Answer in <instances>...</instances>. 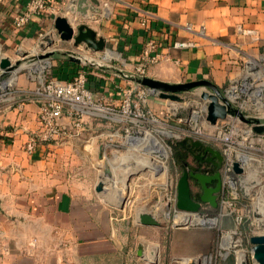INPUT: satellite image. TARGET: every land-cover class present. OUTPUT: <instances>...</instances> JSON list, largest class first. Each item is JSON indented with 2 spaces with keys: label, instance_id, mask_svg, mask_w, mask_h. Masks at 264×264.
<instances>
[{
  "label": "crops",
  "instance_id": "1",
  "mask_svg": "<svg viewBox=\"0 0 264 264\" xmlns=\"http://www.w3.org/2000/svg\"><path fill=\"white\" fill-rule=\"evenodd\" d=\"M28 2L0 0V47L34 40L45 27L46 33L54 30L55 18L64 16L91 27L107 48L129 59L132 70L146 41L154 38L162 59L147 77L161 82L208 80L224 89L231 80L248 78L247 66L264 67V0H99L98 12L89 9L85 18L72 12L73 0H51L46 14L17 30L12 17ZM85 5L92 6L89 0ZM241 29L254 33L242 35ZM180 40L197 45L174 49L173 42ZM72 45L60 42L49 50L57 52L53 74L59 79H72L81 67L66 55ZM104 80L90 83L104 105H119L120 98L102 94L103 89L135 84L114 75L107 86ZM18 87L32 91L35 83L22 80ZM38 112L39 104L27 101L22 112L12 109L0 117V264H109L119 249L105 240L120 219H133V228H152L138 224V218L143 213L155 216L154 198L149 193L134 198L130 184L144 150H122L115 164L105 159L104 154L112 157L115 152L106 144L117 143L119 137H113L117 127L104 115L86 118L80 136L42 145L28 155L24 144L38 130ZM100 182L104 189L98 192ZM140 202L145 208L135 209ZM158 212L163 213L161 207Z\"/></svg>",
  "mask_w": 264,
  "mask_h": 264
},
{
  "label": "built area",
  "instance_id": "2",
  "mask_svg": "<svg viewBox=\"0 0 264 264\" xmlns=\"http://www.w3.org/2000/svg\"><path fill=\"white\" fill-rule=\"evenodd\" d=\"M50 7L51 0H29L26 8L12 17L13 28L21 30L27 27L35 17L46 14ZM77 19V17L69 19L75 29L80 24H85L81 21L80 24H77ZM142 25L147 26V20L142 21ZM49 33H51V40L55 41L51 47L58 46L60 42H63L60 41L55 29ZM253 33L252 30H240L242 35H252ZM70 43L73 44L71 41ZM196 45L197 43L193 40H180L173 42L172 47L182 50ZM158 49V42L154 38L148 39L138 54L134 74L124 77L147 76L149 68L157 65L162 59V54L158 52ZM104 53L91 51L85 44L68 51L66 55L71 59L78 58L81 65L73 78L68 80L59 79L53 74L54 61L52 57L44 59L42 68L50 67L51 73L40 75L37 78L39 82L35 83L32 91L16 86V88L9 89L11 94L8 97H4L5 93L0 96V108L5 111L16 109L22 112L27 101H35L39 104L38 130L28 136L24 144L25 152L31 155L42 145L58 144L80 136L85 130L86 118L105 115L117 127L113 137L120 138L124 135L117 144H106V148L114 149L115 152L112 153V157L104 154L105 159L111 160L115 164L122 150L136 153L137 150H144L143 155H139L141 158V172L139 171V173L148 169L153 173L152 177L156 183L162 186L160 187L161 191L156 195L157 200L154 205V214L158 220L170 218V215L174 214L175 217H186L187 221L182 223L187 226H199L204 224L193 223L191 220L206 219L214 220L213 223H216L217 217H221L220 225L223 226V220L230 217L234 226L226 233L230 236L237 234L243 224L244 213L238 207V204L242 205L243 200L241 192L239 193L238 190L239 180L234 166L237 164L246 174L251 168L255 170L254 164L257 163L259 167L264 164V160L260 158L261 155H264V124L257 125L263 126V132L257 133L254 130L255 125L246 124L237 116L227 115L225 119L218 120L215 125H212L207 120L208 101L202 100L196 104L187 121L190 128L186 137L199 140L221 152L223 156V188L218 199L219 213L216 218H209L206 215L208 212V208L204 205L206 203L202 204L199 212L179 211L176 201L177 183L181 174L178 173L175 176L169 174L167 159L172 150L169 144L170 138H181L183 133H174L173 127L169 126L167 121L163 123L157 119L152 113L150 102L152 99L165 101V107L169 106V108L166 107L168 109H171L173 105L169 104L170 100H163L158 91L135 84L117 89L121 93L119 105H104L97 100L94 90L90 87L92 73L89 70V65L97 67L101 72V61L112 58L109 55L106 57ZM246 70L248 78L231 80L222 90L228 100L247 117L264 120V86L261 85L264 78V67L263 71L259 65L253 68L247 66ZM95 76L104 78L101 74H95ZM9 86L10 84L4 87L0 86V92H5L6 87ZM65 119H69V122L66 123ZM199 123L205 131H201ZM153 126L157 128L156 131H152ZM158 127L162 129L160 130ZM181 130L184 132L183 129ZM154 132H159L165 138H157L153 134ZM165 139H168V142ZM187 143L189 142L187 141ZM254 154H257V157H254ZM154 163L157 164L156 167ZM199 173L204 174L203 172ZM195 194L199 197L198 188ZM220 197L222 198L220 199ZM159 207L162 210H168L169 216L167 217L165 213L160 214Z\"/></svg>",
  "mask_w": 264,
  "mask_h": 264
},
{
  "label": "rangeland",
  "instance_id": "3",
  "mask_svg": "<svg viewBox=\"0 0 264 264\" xmlns=\"http://www.w3.org/2000/svg\"><path fill=\"white\" fill-rule=\"evenodd\" d=\"M77 24H80V19H77ZM46 29L45 27L43 30L39 31L34 40L21 42L14 48L0 47V55L10 58L13 64L15 61L21 60L20 68L17 71L8 73L2 79V71L0 70V86L3 85L4 87L10 84L9 87H6L7 89L5 92H0V96L5 93L6 95H4V97H8L11 94L9 89L20 86L22 80H28L31 84H37L39 82L37 78L40 75L51 73L50 67L46 69L42 68L44 66V61L39 57L51 50L49 40L52 37L51 33H46ZM72 47L76 48L74 45H72ZM59 48L65 49V46ZM104 52L106 57L108 55L112 57L111 59L108 57L109 60L101 61V66L105 68L104 72H100L97 67L95 68L89 65L93 83H95L96 78H98L95 74L104 76V79H106L104 80V86H107L106 82L112 80L113 75L117 76L118 72L121 73L118 75L121 76L123 80L126 79L124 76L134 74V70L128 67L129 59L122 55L120 51L107 48ZM21 53L25 56L20 57ZM103 90L102 94L106 93L109 97H121V93L118 90L112 91L110 88ZM202 91H208V89L205 87H198L188 92L181 93L179 95L181 97L180 101L170 100L169 104L173 105L171 109H168L169 106H166L168 108L165 107V101L152 99V113L157 119L161 120L163 123L167 121L168 125L170 124L169 126L173 127L172 131L174 133H183L181 138H170L171 140L169 141V144H172V150L167 159V165L171 176H175V174L178 173L180 174L181 162L177 160L178 157L185 162L189 159L188 154L184 151L185 148L183 149L180 145H177L179 147L177 148L176 144L184 142L187 139V131L190 128L189 122L187 121L192 109L197 103L202 101L200 96ZM96 98L97 100L101 99L100 96L97 95ZM4 115L6 116L8 114L5 113L4 109L0 108V117ZM199 125L201 131H205L200 123ZM167 128L170 129L169 127ZM156 129L157 128L153 126L152 131H156ZM158 129L161 130L162 128L158 127ZM181 129H183L184 132H182ZM153 134L159 139L165 138L159 132H154ZM123 136L124 135H122V137ZM122 137L120 136L117 142H119ZM165 140L168 142V139ZM185 144H187V142ZM254 157H257V154H254ZM260 158L264 160V155H261ZM190 160H192V157ZM254 168L255 172L252 175H249L248 172L246 173L249 177L246 180L244 190L248 191L249 198L245 200L242 198L241 194L243 202H241L242 205L238 204L239 209L244 215L243 224L239 228L237 234L228 235L226 231L231 228L220 225L222 218L217 217L219 208L215 209V211L206 212L209 218L217 217V222L212 225L207 223L199 226H186L183 225L182 222V224L178 222V216L175 217L174 214H171L170 218H162L159 220L161 223L160 227H152L150 229H143L139 226L133 228V219H120L119 225L116 226L117 228L115 227V232L109 235V239L105 240L113 242L119 249L118 253H115L112 258L108 259L109 264L112 260L117 264H191L194 260L200 261V264H241L238 253L242 251L246 255L247 264H257L251 253L252 245L250 243V238L252 236L264 234V223H262V221H264V164L259 167L256 163L254 164ZM139 171L140 169L134 170L135 175L130 178V184L133 185L132 195H134L136 199L141 194L149 193L152 195L154 200L151 211L155 213L154 205L157 200L156 195L159 194L161 191L160 187L162 186L156 183V180L152 177L153 173L148 169L143 173H139ZM238 190L240 193L239 185ZM221 198L222 197H220V199ZM150 207L151 205L148 209H150ZM136 208H145V204L141 202L136 203L135 209ZM132 209H134V207ZM258 210L259 213H261L260 215L256 214ZM229 244H231V246H228ZM139 246L143 248L144 257H139L137 254ZM153 250L157 252V258L154 260L148 257Z\"/></svg>",
  "mask_w": 264,
  "mask_h": 264
},
{
  "label": "water",
  "instance_id": "4",
  "mask_svg": "<svg viewBox=\"0 0 264 264\" xmlns=\"http://www.w3.org/2000/svg\"><path fill=\"white\" fill-rule=\"evenodd\" d=\"M88 0H73V4L76 5L75 8L72 9L73 13H77L82 17L88 16V10L90 9L93 13H97V7L100 6L99 0H89L92 6H86ZM93 17V16H92ZM96 17H93V20H96ZM54 28L59 36L60 41L63 42H73L75 47L79 45L85 44L88 49L94 52H104L107 50L106 42L103 38H97V33L86 24H80L76 29L73 28L68 18L64 16H58L54 21ZM55 43L54 40H49V45L53 46ZM57 52L48 51L47 53L39 56L41 60L47 59L49 57H53ZM25 56L23 53L20 54V57ZM72 60L80 63L78 58H72ZM21 66V60H17L14 62L11 61L8 57H2L0 55V70L2 71L1 79L6 76L8 73L12 71H17ZM105 71L104 67L100 68ZM117 73V72H116ZM121 74L120 72L117 73ZM127 80L133 81L135 85H140L143 87H147L153 90H156L160 93L161 98L169 99L172 101H180L181 97L179 96L181 93L188 92L192 89L198 87H205L208 91H202L200 93L201 99L208 101V114L207 120L210 124L215 125L218 120L225 119L227 115H233L239 117L246 124L255 125L254 130L257 133L263 132V126H257L259 124H264V120L247 117L244 113H242L239 109H237L226 97L224 91L217 87L214 83L208 80H197L192 82L178 83V84H169L165 82H161L155 80L153 78L142 76V77H128ZM189 142L192 148H199L204 150L205 153L209 154L208 162L213 163L218 168L221 167L223 163V156L221 152L210 145H205L203 142L199 140L186 139L181 144L185 146L186 142ZM195 169L192 168V172H188L185 170L183 174L180 176L177 183V201L176 207L179 211L182 212H199L203 203L209 204L212 208L217 209L219 207L217 196L219 192L222 191L223 184L222 179L219 174L215 175H204L200 173H194ZM234 171L238 174L239 187L240 192L242 194L243 199L249 198L248 191L244 190V186L246 185V180L249 175H252L255 170L253 168L249 169V175L243 173V170L239 168L236 164L234 166ZM191 179H195L199 182L203 193L201 197L196 200L192 196L191 191ZM216 183L215 187H212L213 183ZM104 185L100 182L97 185L96 190L98 192L103 191ZM260 215L261 213H256ZM138 224L150 227H160V221L150 213H143L139 215ZM182 224V223H181ZM183 225H186L183 223ZM187 226V225H186ZM250 243L252 245V256L257 264H264V234L252 236L250 238ZM139 257H144L143 248L139 246L138 252ZM191 264H200V261H194ZM244 264H247L245 262Z\"/></svg>",
  "mask_w": 264,
  "mask_h": 264
},
{
  "label": "flooded vegetation",
  "instance_id": "5",
  "mask_svg": "<svg viewBox=\"0 0 264 264\" xmlns=\"http://www.w3.org/2000/svg\"><path fill=\"white\" fill-rule=\"evenodd\" d=\"M185 149L188 151V154L192 157V164H185V167L182 169V173L185 170H187L189 173L192 172V168L195 169L194 173H199L203 172L204 174L206 173L207 175H215L219 174L220 178L222 179V169H223V163L221 167L215 166L213 163L208 162L209 154L205 153L204 150L199 149V148H192L189 143L185 144ZM217 182H214L212 187L216 186ZM194 184L196 188L199 190V198L201 197L203 190L199 184L198 181L195 179H191V185ZM220 193H218V197L220 196Z\"/></svg>",
  "mask_w": 264,
  "mask_h": 264
},
{
  "label": "trees",
  "instance_id": "6",
  "mask_svg": "<svg viewBox=\"0 0 264 264\" xmlns=\"http://www.w3.org/2000/svg\"><path fill=\"white\" fill-rule=\"evenodd\" d=\"M174 142V141H173ZM173 144H175V143H173ZM46 145V144H45ZM172 145V144H171ZM181 146L183 149L185 148L182 144H181V142H179V143H177L176 144V146ZM177 146V148H179ZM184 151L188 154V151L187 150H185L184 149ZM188 157H189V159L185 162V161H182V159L180 158V157H178L177 158V160L179 161V162H181V171H180V174L182 173V169H183V167H185V164L187 163L188 165L189 164H192V160H190L191 159V156L188 154ZM180 168V167H179ZM191 191H192V196H193V198H195L196 200H198L199 199V197H198V195H196L195 193L197 192V188L195 187V185L194 184H192L191 185ZM208 209H207V211H215V209L214 208H212L209 204H204ZM223 226L225 227H230V228H232L234 225H233V221H232V219L231 218H225L224 220H223Z\"/></svg>",
  "mask_w": 264,
  "mask_h": 264
},
{
  "label": "bare ground",
  "instance_id": "7",
  "mask_svg": "<svg viewBox=\"0 0 264 264\" xmlns=\"http://www.w3.org/2000/svg\"><path fill=\"white\" fill-rule=\"evenodd\" d=\"M51 40V39H50ZM117 56V55H116ZM3 57V56H2ZM176 110V109H175ZM161 150V149H160ZM162 151V150H161ZM152 163H150V165H151ZM154 165H155V167L157 166V164L156 163H154ZM163 213H165L166 214V216H169V211L167 210H163ZM168 214V215H167ZM178 218V222H186V217H183V216H178L177 217ZM191 222H193V223H196V222H200L201 224L203 223V224H205V223H209V224H213V222H214V220H206V219H202V220H198V219H194V220H191ZM262 223H264V221H262ZM228 246H231V244H229ZM238 255H239V257H240V259H241V264H244L245 262H247L246 261V255H245V253L242 251V252H239L238 253ZM149 257V259L150 258H152V260H154V259H156L157 258V252L155 251V250H153L152 251V253H151V255L150 256H148ZM194 261H197V260H194Z\"/></svg>",
  "mask_w": 264,
  "mask_h": 264
}]
</instances>
